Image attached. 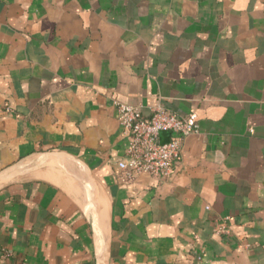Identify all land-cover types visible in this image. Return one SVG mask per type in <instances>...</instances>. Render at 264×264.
Here are the masks:
<instances>
[{"label": "crops", "instance_id": "crops-1", "mask_svg": "<svg viewBox=\"0 0 264 264\" xmlns=\"http://www.w3.org/2000/svg\"><path fill=\"white\" fill-rule=\"evenodd\" d=\"M117 102L193 114L169 178ZM0 264H264V0H0Z\"/></svg>", "mask_w": 264, "mask_h": 264}, {"label": "built area", "instance_id": "built-area-1", "mask_svg": "<svg viewBox=\"0 0 264 264\" xmlns=\"http://www.w3.org/2000/svg\"><path fill=\"white\" fill-rule=\"evenodd\" d=\"M116 109L122 131L129 137L126 154L117 163L118 180L131 183L141 174L158 180L169 178L180 159L185 137L198 131L193 114L181 115L159 105L145 117L138 107L124 102H117ZM163 133L171 138L163 141ZM227 219L217 225L216 234L231 233ZM3 255L11 256V252L4 250Z\"/></svg>", "mask_w": 264, "mask_h": 264}, {"label": "water", "instance_id": "water-1", "mask_svg": "<svg viewBox=\"0 0 264 264\" xmlns=\"http://www.w3.org/2000/svg\"><path fill=\"white\" fill-rule=\"evenodd\" d=\"M9 172H11V169L5 171L4 173L8 174ZM89 187H90L91 195H90V215L88 217V221L92 227L94 234L98 237L99 242H100V252L97 255V258L100 259L106 251V243H105V238L103 236L101 228L95 220V213H96L95 205L96 204L94 200V187L92 184L91 186L89 185Z\"/></svg>", "mask_w": 264, "mask_h": 264}]
</instances>
